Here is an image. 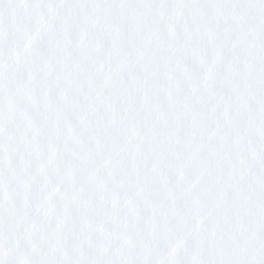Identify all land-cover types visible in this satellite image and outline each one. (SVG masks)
<instances>
[{"label":"snow or ice","instance_id":"snow-or-ice-1","mask_svg":"<svg viewBox=\"0 0 264 264\" xmlns=\"http://www.w3.org/2000/svg\"><path fill=\"white\" fill-rule=\"evenodd\" d=\"M10 2L0 0V8ZM160 6L33 5L40 15L21 34L50 9L66 19L23 66V78L38 76L12 132L30 133L32 147L11 169L0 136V201L19 195L0 213L15 218L12 238L27 234L12 264L34 245L29 264H124L112 257L139 239L148 240L151 259L138 264H158L187 233L192 239L176 264H264V31L228 56L253 21L202 30L200 20L202 10L226 0H168L166 8L188 9L169 29L159 17L137 16ZM228 6L255 7L264 24V0ZM74 10L81 14L71 18ZM209 245L220 254L207 253Z\"/></svg>","mask_w":264,"mask_h":264}]
</instances>
